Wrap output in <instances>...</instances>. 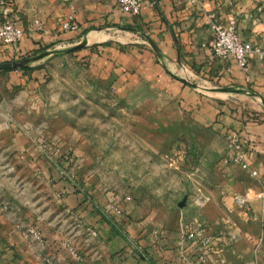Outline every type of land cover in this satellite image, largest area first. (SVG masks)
Returning a JSON list of instances; mask_svg holds the SVG:
<instances>
[{"label": "crops", "instance_id": "0c3cea01", "mask_svg": "<svg viewBox=\"0 0 264 264\" xmlns=\"http://www.w3.org/2000/svg\"><path fill=\"white\" fill-rule=\"evenodd\" d=\"M263 2L203 0L196 7L184 0H142L133 16L119 9L118 0H0V12L25 32L17 46H0L3 264H264L257 198L264 190V63L252 58L247 79L233 58H217L210 48L211 22L232 18L244 40L264 43ZM70 17L79 28L64 33L62 21ZM53 55L83 63L120 98L140 89L170 98L208 129L198 137L195 175L177 183L186 191L183 211H148L132 197L114 210L110 198L67 174L65 155L56 156L62 149L52 152L48 134L34 129ZM13 62L23 65L9 68ZM227 132L243 138L257 176L227 163L229 152L201 140L226 141ZM198 188L202 201H195ZM238 195L246 198L247 211L238 208ZM69 219L74 233L64 246V227L57 225L71 224ZM195 220L211 243L187 237L186 226ZM32 229L35 235H27Z\"/></svg>", "mask_w": 264, "mask_h": 264}, {"label": "rangeland", "instance_id": "374dc122", "mask_svg": "<svg viewBox=\"0 0 264 264\" xmlns=\"http://www.w3.org/2000/svg\"><path fill=\"white\" fill-rule=\"evenodd\" d=\"M41 94L44 106L36 116L35 132L48 134L52 152L62 149L56 156L65 155L70 177L77 174L97 196L110 198L114 210L126 197L139 200L148 211L165 214L185 209V205L179 208L187 197L178 182L195 175L201 156L198 137L208 134V129L172 99L146 89L120 98L107 79L94 76L83 63L66 55L51 58ZM201 140L210 148L229 152L224 138ZM227 163L232 164L229 158ZM197 191L195 201L204 200ZM36 205L37 200L32 207ZM68 221L71 224L61 220L57 225L64 227V246H69L74 233V219ZM32 230L27 235H35Z\"/></svg>", "mask_w": 264, "mask_h": 264}, {"label": "built area", "instance_id": "2783aa9c", "mask_svg": "<svg viewBox=\"0 0 264 264\" xmlns=\"http://www.w3.org/2000/svg\"><path fill=\"white\" fill-rule=\"evenodd\" d=\"M185 2L201 7L203 0H184ZM142 0H118L119 9L128 15H137L140 13ZM36 27L42 30V24L39 21L35 22ZM211 27L214 32V37L210 42L212 53L217 58L227 59L233 58L236 64L247 74L249 79L250 63L252 58H255L264 63V43H252L244 40L237 28V20L232 18L227 22L212 21ZM79 28L75 20L70 17L62 21L61 31L71 33ZM24 29L16 24L9 16L0 12V46H17L24 37ZM225 138L229 147V161L238 166L241 170L248 172L252 177L257 176V171L254 170L248 161V151L243 138L237 133L227 132ZM257 198L261 200V210L264 220V190L257 194ZM236 204L239 209L248 210L246 198L236 196ZM187 237L195 239L202 244H209L212 238L207 237L205 226L195 220L186 226Z\"/></svg>", "mask_w": 264, "mask_h": 264}, {"label": "water", "instance_id": "95a60500", "mask_svg": "<svg viewBox=\"0 0 264 264\" xmlns=\"http://www.w3.org/2000/svg\"><path fill=\"white\" fill-rule=\"evenodd\" d=\"M23 64L22 63H18V62H13L9 65V68H16L18 66H22ZM184 205V202L180 204V206H183Z\"/></svg>", "mask_w": 264, "mask_h": 264}]
</instances>
